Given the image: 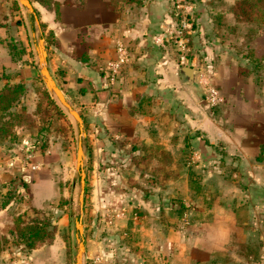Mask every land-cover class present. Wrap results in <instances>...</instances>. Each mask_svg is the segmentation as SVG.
<instances>
[{"label":"rangeland","instance_id":"374dc122","mask_svg":"<svg viewBox=\"0 0 264 264\" xmlns=\"http://www.w3.org/2000/svg\"><path fill=\"white\" fill-rule=\"evenodd\" d=\"M239 1L170 0L172 20L156 34L163 40L159 45L166 46L180 65L192 62L185 58L196 57L201 63V67L196 65L198 70L209 76L215 75L223 62L231 72L227 90L236 85H249V82L264 88L261 59L264 57V14L256 15L255 9ZM148 2L144 0V4ZM3 10L0 7L1 13ZM250 73L253 77H249ZM44 87L57 105L44 90H37L35 86L36 95L30 91L32 96L26 93L21 102L30 115L28 124H24L27 130L17 135L16 128L11 135L0 137V239H8L0 258L4 257L9 264H27V252L33 250L15 243L19 221L23 224L32 219L40 222L47 219L53 239L36 248L54 245L55 249L40 255L41 260L46 264H75L79 217L83 218L85 245L89 252H101L105 263L110 257L120 261L123 256L126 258L149 228L163 235L166 229H173L174 244L178 247L185 242L192 250L197 247L202 231L206 234L214 231L211 228L214 222L222 221L223 229L229 231L232 214L244 217L246 213L253 216L257 212L261 215L258 204L264 191L245 188L249 179L236 174L229 163H215L211 159L201 164L202 160L196 158L194 151L199 148L196 136L201 137V132L186 127L185 107L180 105L174 114L167 115L168 122L171 119L168 130L170 128L177 139L174 141L176 153L172 160L165 157L164 152L160 153L158 159L167 161L168 166L164 168L166 172L155 175V185V177L149 171L134 168L136 159L105 156L104 144L97 138L98 129L94 127L93 131V126L86 122V111L73 106L82 114V131L69 109L45 83ZM206 108L213 111L207 103ZM188 137L194 138L192 146L188 144ZM81 141L86 172L83 210L81 175L77 169ZM120 143L117 140L112 145L119 149ZM215 165L221 166L216 168ZM171 180L173 184L169 183ZM247 197H253L255 204H247ZM242 221L243 227H251L245 218ZM143 226L148 229L141 228ZM253 226L255 236L241 238L240 251L244 258L248 249L252 256L249 258L248 254V259L256 262L261 257L260 247L264 241L261 238L263 223ZM228 241V236H212L205 245L208 251H213L214 247L225 246ZM118 248H122V252L127 250L126 255L121 250L117 255L113 253ZM221 257L223 264H243L240 260L236 262L230 252ZM217 259L212 254L206 264H217Z\"/></svg>","mask_w":264,"mask_h":264},{"label":"crops","instance_id":"0c3cea01","mask_svg":"<svg viewBox=\"0 0 264 264\" xmlns=\"http://www.w3.org/2000/svg\"><path fill=\"white\" fill-rule=\"evenodd\" d=\"M3 1L0 4L4 9L0 12V91L13 84H24L20 107L26 106L21 104L26 93L28 97L32 96L30 91L35 94V86L37 90H45L39 52L44 33L50 73L71 105L86 111L87 124L93 126V131L94 127L98 129L97 138L104 144L105 156L136 159L134 168L149 171L153 177L166 172L167 161L158 157L164 152V156L172 160L176 153L174 141H177L172 130H168L171 119L168 122L167 115L181 105L187 109L186 127L201 132V137L196 136L199 148L194 151L196 158L202 160L200 163L211 159L215 163H229L236 174L249 179L245 188L264 191L263 85L258 88L254 82H249V85H236L227 90L231 72L220 62V69L211 79L224 94L225 101L211 107L213 111L205 109V92L196 66L201 67V63L196 57L185 58L192 62L184 65L197 69L196 84L185 82L177 57L168 53L166 46L155 42L156 34L172 20L170 0H149L141 6L120 8L112 6L111 0H85L84 7L67 0H54L57 9L31 0L35 14L19 0ZM119 42L125 45L130 57L113 79L109 65L119 56ZM11 43L15 46L13 52L9 47ZM261 59L264 62V57ZM249 77H253V73ZM142 100L147 109L145 114L135 110ZM31 108L34 110L33 106ZM194 116H197L195 120ZM17 128V135L27 130L25 126ZM117 140L121 142L119 149L112 145ZM188 141L189 145L194 144V138L188 137ZM169 183L173 184V180ZM245 202L253 205L255 199L247 197ZM258 206L261 215L257 212L253 216L246 213L244 217L232 214L229 231L223 229L222 221L214 222L211 227L214 231L207 234L202 231L197 247L192 250L185 242L178 247L174 244L173 229H166L163 235L159 230L143 226L141 228L148 231L139 237V245L127 254L129 260L124 256L121 261L110 257L104 263L101 252L90 251V254L86 245L84 264H206L212 254L218 258L217 264H223L221 255L226 252L234 255L236 262L264 264V241L260 247L261 257L256 262L248 259V249L244 258L240 251L241 238L256 234L253 224L263 223L261 238L264 239V197L259 199ZM243 218L251 227L242 226ZM212 236H228L229 241L225 246L208 251L206 240ZM54 249V245L33 248L27 252V264H46L40 255L52 253ZM120 250L122 252V248H118L113 253ZM126 252L122 253L126 255ZM0 264L9 263L1 257Z\"/></svg>","mask_w":264,"mask_h":264},{"label":"trees","instance_id":"16d2710c","mask_svg":"<svg viewBox=\"0 0 264 264\" xmlns=\"http://www.w3.org/2000/svg\"><path fill=\"white\" fill-rule=\"evenodd\" d=\"M50 9H57L58 4L54 0H37ZM68 3L77 4L78 7L85 6V0H67ZM241 4L247 3L249 8L255 9L256 15L258 13L264 14V0H240ZM112 6L116 8L123 7L125 5L141 6L144 4V0H111ZM258 17V16H257ZM257 19V18H256ZM42 34V38L44 37ZM11 52L14 51L15 46L11 43L9 45ZM25 93V85L22 83L13 84L6 87L3 91H0V137H7L11 135L13 130L20 126L28 124V118L30 115L26 114L25 108L21 106L18 108L22 95ZM45 95L51 100L54 105L56 102L51 99L49 92L45 89ZM146 100V99H144ZM144 100L141 101V105H138L135 110L141 114H145L147 109L146 105H142ZM82 115V114H81ZM24 224V225H23ZM20 224L16 233L15 243L24 244L29 249L38 247L45 243H49L52 237V230L49 229L50 222L45 219L44 222L32 219L28 222ZM7 238L0 239V256L5 250V244Z\"/></svg>","mask_w":264,"mask_h":264},{"label":"water","instance_id":"95a60500","mask_svg":"<svg viewBox=\"0 0 264 264\" xmlns=\"http://www.w3.org/2000/svg\"><path fill=\"white\" fill-rule=\"evenodd\" d=\"M20 3L26 7L31 13L35 14V9L31 0H19ZM40 63H41V74L45 81V84L50 92L56 94L58 100L61 104L67 107L70 113L75 117L77 120L80 128L84 131L83 119L80 113L73 108L71 103L66 99L64 93L62 92L61 88L57 85L54 77L51 75L49 67H48V60H47V50L45 48L44 39H40ZM197 69L193 66L189 65H182L180 67V74L185 82L196 84L195 76H196ZM84 157H85V150L82 144V141L79 144L78 149V156H77V169L80 171L81 175V193H80V205L81 210H83L84 201H85V188H86V172L83 168L84 166ZM76 228L78 231V252L76 255V262L75 264H84V256H85V237H84V227H83V218L79 217L76 221Z\"/></svg>","mask_w":264,"mask_h":264},{"label":"built area","instance_id":"2783aa9c","mask_svg":"<svg viewBox=\"0 0 264 264\" xmlns=\"http://www.w3.org/2000/svg\"><path fill=\"white\" fill-rule=\"evenodd\" d=\"M163 35V34H162ZM165 36V35H163ZM165 38V37H164ZM155 42L157 44H163V40L161 36L155 37ZM117 49L119 52L118 58L110 63L109 67L111 70V77L114 79L119 74L120 68L124 63L129 60L130 53L122 42H119L117 45ZM199 83L204 88L205 98L208 105L211 107L218 106L225 101V97L223 93L215 86L212 82V77L206 74L205 72H201L198 70Z\"/></svg>","mask_w":264,"mask_h":264}]
</instances>
